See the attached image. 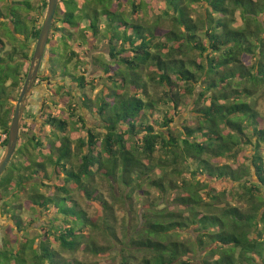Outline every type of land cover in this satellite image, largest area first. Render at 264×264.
Segmentation results:
<instances>
[{
	"label": "trees",
	"instance_id": "1",
	"mask_svg": "<svg viewBox=\"0 0 264 264\" xmlns=\"http://www.w3.org/2000/svg\"><path fill=\"white\" fill-rule=\"evenodd\" d=\"M125 1L131 10L124 17ZM60 2L66 7L61 14L57 12ZM47 5L48 0H41L40 9L45 12ZM5 9V13L0 9V27L10 37L12 51H5L0 39V99L3 83L12 91L21 89L19 82H24L32 55L30 43L36 42L41 29L38 19L29 15L33 9L30 0H6ZM77 9L76 0H58L53 20L54 24L61 22L62 27L53 26L49 39L57 35L69 47L70 29L85 19L88 27L82 30H91V42L100 33V18H104L112 64L108 62L104 69L99 65L101 60L96 61L113 87L95 102L102 130L86 125L84 116H77L72 103L68 104L69 115L77 118L86 133L85 138L78 133L79 162L74 170L73 136L65 134L66 119L50 110L43 115L41 108L42 127H50L48 133L36 128L35 117L23 119V136L18 140L21 138L25 148L15 150L14 155L22 156L24 162L12 165L13 172L31 170L29 173L41 176V185L47 186L63 167L65 185L58 191L65 196L44 197L36 189L30 207H53L59 214L40 229L38 243L36 237L23 234L24 242L18 249L17 245L6 244L0 252V264H86L65 259L61 252L73 255L83 249L100 255L107 251L83 234V227L96 228L97 224L87 220L65 187L73 182L86 199L92 200L90 185L96 174L107 176L118 187L133 190L145 184L157 190L158 203L147 204L132 236L121 241L120 264H264V225L260 227V223L264 224V117L257 107L259 98L264 97V0H87L83 16L76 18ZM237 11L241 24L234 26ZM165 21L169 23L166 27L162 25ZM88 36L82 39L84 44ZM191 52L196 56H189ZM74 56L71 50L65 63ZM113 65L117 68L109 73ZM49 69L52 76L70 77L81 93L93 86L81 73L73 75L66 68L59 74L56 68ZM12 73L13 80L9 81ZM115 78L120 79L119 83ZM146 79L160 87V97H149ZM131 87L142 93L132 94ZM83 96L81 107L90 111L94 103L86 93ZM186 97L195 99V123L178 129L172 126L173 117ZM159 103L170 104L172 116H165L162 129L157 130L149 118ZM13 110L14 106L5 107L0 101V134H8ZM6 144L7 137L0 145ZM249 147L251 167H231L228 162H220H237L240 152ZM30 148L34 157L26 152ZM157 151L162 154L156 158ZM188 160L196 164L192 171ZM66 164L71 165L70 169ZM251 168L256 181L247 179ZM186 172L192 179H173V175L181 177ZM200 175L213 182L229 183V192L216 191L201 181ZM23 177L18 174L15 182L13 174L4 177L0 198L13 185L15 188L7 195L17 196L25 188ZM174 191H180V196ZM257 197L262 201L257 203ZM100 202L105 209L106 203ZM243 203L246 208H242ZM4 206L8 207L4 214L15 219V228L25 231L15 207L9 202ZM80 219L84 221L81 226ZM183 232L188 233V241L180 238ZM13 242L17 243V239ZM56 244L61 252L53 247Z\"/></svg>",
	"mask_w": 264,
	"mask_h": 264
},
{
	"label": "rangeland",
	"instance_id": "2",
	"mask_svg": "<svg viewBox=\"0 0 264 264\" xmlns=\"http://www.w3.org/2000/svg\"><path fill=\"white\" fill-rule=\"evenodd\" d=\"M13 1V0H11ZM90 0H88L89 2ZM33 9L29 12V15L35 19H38V25H41L45 16V12H43L42 9H40L41 6V0H30ZM78 9L75 12L76 18L78 16H83L84 11L87 6V0H76ZM124 3V17L129 14L131 8L130 4ZM86 4V5H85ZM159 4V3H158ZM156 5V8L158 6ZM123 5V4H122ZM160 5V4H159ZM6 0H0V9L5 13L6 12ZM60 10L63 12L66 10V7L64 3L60 2L57 12H60ZM155 10V13H157V10ZM57 13V14H58ZM172 13V11H171ZM147 14V11H146ZM144 15V14H143ZM148 15V14H147ZM147 15H144V17H147ZM140 18L142 17V14L138 15ZM197 16V15H196ZM61 17V16H60ZM162 17V15H161ZM75 18V17H74ZM140 18L138 19V22L140 21ZM57 19V17H56ZM101 21L99 22V31L98 35H96L94 40L90 42V39L92 38L91 30H82L84 26L88 27L87 20H79V25L76 26L74 29H70L71 32V39L69 43V47L66 45H63L60 41L59 37L57 35L55 38L49 39V42L46 46V51L44 58L41 63V67L38 72V80L35 83L34 89L32 91L31 96L29 97V101L27 104V107L24 111L23 118H27L28 115L31 117H35L36 119V128H42L45 133H48L50 131V127H42V118H41V108L45 111L43 115H46V111L50 110L53 115H56L57 117L61 119H66L67 126L65 130V134L69 136H73V143L71 145L72 149V168L74 170H77L78 168V162L79 157L77 153L78 147H77V139L78 133L80 135L82 134L85 138L86 133L83 131L81 127V123L77 122V118H71L70 109L68 107L69 103H72V106L74 107V111L77 116H84L85 123L88 126H97L99 129L103 126V121L100 119V116L95 112L96 109V99L101 93H108L110 92V88L113 87V84L111 81H108L106 78V75L103 74V70L101 68H106L107 63H111V57H109V42L108 38H106V33L104 32V18L101 16ZM146 19V18H145ZM168 22H163V26H168ZM240 23V17L238 11L236 12V20L234 23V26H237ZM55 27H62L61 22H57L54 24V20L52 23L51 30ZM83 32V35L81 34ZM12 35V33L10 34ZM67 35V33H66ZM89 35V36H88ZM86 36H88V41L86 44L83 43L82 39H85ZM0 39L3 41L4 49L5 51H12V44L11 39L8 36L4 35V30L0 27ZM18 43V40L16 41ZM34 41L30 43V52L32 54V51L35 47ZM120 43V42H118ZM73 50L75 52L74 58H72L68 63H65V58L69 55V52ZM2 52V56L5 57L6 52ZM193 55L196 56V54L190 53L189 56L193 57ZM99 58V59H98ZM99 65L101 68H99L97 61L98 60ZM97 60V61H96ZM246 62H249L248 58H245ZM253 61V60H252ZM112 64V63H111ZM30 65V62H29ZM28 65V68H29ZM112 66V65H111ZM27 68V71H28ZM49 68H51V71H54L53 68H56L61 74L62 69L66 70L68 68V71L71 72L73 75L81 73L86 77V80L92 81L93 86H88L84 93H86V97H90L92 103L91 110L92 114L89 110L81 107V99L84 100L85 97L83 96L84 93H81L82 90L79 89L77 84L71 80L70 77L67 76H52L49 74ZM117 66L113 65V68L110 69L109 73H112ZM26 71V72H27ZM146 71V70H145ZM24 72V71H23ZM144 72V71H143ZM9 74V72H8ZM13 73L10 77L9 81L13 80ZM150 76V75H149ZM48 78L46 81L44 79ZM115 82L119 83L120 79L115 78ZM146 81V91L152 99H156L161 96L160 87L153 81H150L148 79ZM22 81L19 82L22 86ZM4 85V93L1 94L0 101L4 102L5 107L15 106L18 94L20 92L19 88L17 87L15 90L12 91L9 85L6 83H3ZM58 85L63 86V89L58 90ZM131 93L132 94H141V90L137 91L134 87H131ZM59 91V92H58ZM141 96V95H140ZM10 97V98H9ZM10 100H7V99ZM110 102V101H109ZM194 102L195 99H191L190 97L185 98V102L183 105L180 106V108L176 111L175 116L173 117V127H177L178 129H181L185 124L187 125H193L195 123L194 118ZM85 106L87 105L84 103ZM88 106V105H87ZM257 107L260 114L264 117V97L259 98L257 101ZM89 108V107H88ZM15 109V107H14ZM172 108L170 104L167 105H161V103L156 104L154 111L151 113V117L149 118L150 123H153L155 129H162L161 120L167 116H172L171 112ZM14 112V110H13ZM13 115V113H12ZM12 118V116H11ZM22 124V122H21ZM102 130V129H100ZM2 135V134H1ZM61 135V134H60ZM59 135V136H60ZM19 136L22 135L21 126L19 131ZM141 136V135H139ZM21 138L18 140L16 151L20 149H24L23 145H21ZM56 144H59V141L57 140ZM29 148V146H27ZM264 149V146H263ZM2 150L4 148L0 145V155H2ZM30 150V151H29ZM29 155L34 157L35 152L30 148L26 151ZM44 152L47 153L48 151L44 147ZM162 153L161 151H157L155 153L156 158L160 156ZM251 150L250 147L248 149H243L240 154L238 155L237 162H231L226 159H221V163H227L231 165V167H237L238 165H244L245 168L250 166V156ZM214 161V160H213ZM24 162V158L18 154L13 155L12 159L6 166L4 172L0 176V185L1 181L6 176L14 175L13 182H15V179L18 180L17 175L21 174L24 176L21 178L22 182L24 183L25 188H21L20 192L17 194V196H8L7 194L11 193V190L15 188V186H11L10 189L7 191L6 196L3 198H0V244L4 248L6 244H10L11 246L16 247L18 249V246L22 245L24 242V235L26 234L29 237L35 238V242L38 243L40 239L38 238V234L40 233V229L47 225L50 218L56 219L58 214H56L55 209L53 207L47 208H41V206L36 207V209H32L30 207V201L31 196H33V193L36 191V189L39 190L40 193L44 195V197H53V198H59L65 196L62 192L58 191V187L65 185L63 182L65 172L63 167H60L58 169L59 172H57L56 175H54V178L52 180H49L47 182V186L41 185V176L38 178V176H33L29 172L21 169H14L12 165H19L21 166ZM189 162V169L192 171L196 164L192 163L190 160ZM215 162V161H214ZM71 166V165H70ZM70 166L66 164V169H70ZM251 167V166H250ZM189 173L186 172L182 174L181 177L177 175H173V179L177 180L179 182L182 178L192 179L189 178ZM253 169L251 168V174L247 175V179H252L253 181H256L257 179L255 176H252ZM203 182H208L210 187H213L216 191L220 190H226V192H229L230 184L229 183H219V182H213L210 178H208L206 175H200L198 177ZM226 183V184H225ZM17 187V186H16ZM66 188L70 189V198L75 202V205L85 212L87 220L90 222H95L97 224L96 228H91L90 226L83 227V234L86 235V237H89V240L92 239L97 245L103 246L107 248V251H105L103 254H94L90 251L85 250H77L73 255H71L68 252H61L60 248L58 247V244L53 246L55 249L60 250L61 256L65 259L73 258L77 261H81L86 264H120L121 257L118 253V250L121 247V241L123 242L128 236H132L134 230L136 227L140 224V214L145 209L148 203H158V195L157 190L154 188H149L147 185H142L141 188H136L131 190V188L120 186L118 187L117 184H115L110 178H108L105 175L102 174H96L93 177V181L90 185V190H92L91 193V199H86L85 195L83 194V191L78 188L73 182H68L65 186ZM235 189L236 186L234 187ZM1 191V186H0ZM175 192V191H174ZM145 193V194H143ZM176 194H179L180 191L175 192ZM202 194V193H201ZM35 195V194H34ZM170 198L174 197L171 193ZM100 199L103 200L106 203V208L104 209L101 206ZM257 203L261 202V197H257L256 199ZM11 203L15 207V214L20 218L21 224L20 226L25 230H17L14 226L15 219H12L11 214H4V211L8 209V207L4 206V203ZM63 204V201L61 202ZM70 204V202L68 203ZM242 208H246V204H242ZM16 216V217H17ZM83 219L78 220V225L81 226L83 224ZM100 223H104L105 226H101ZM59 225H63V223L58 222ZM260 227L263 228V223H260ZM107 225L111 226V229L105 228ZM191 229V228H190ZM187 229V230H190ZM25 232V233H24ZM127 235V236H126ZM180 238L183 240H187L190 238L188 233L183 232L180 234ZM193 238V237H191ZM17 239V243L14 244V240ZM53 244V241H50ZM112 243V244H111ZM2 248V249H3Z\"/></svg>",
	"mask_w": 264,
	"mask_h": 264
},
{
	"label": "water",
	"instance_id": "3",
	"mask_svg": "<svg viewBox=\"0 0 264 264\" xmlns=\"http://www.w3.org/2000/svg\"><path fill=\"white\" fill-rule=\"evenodd\" d=\"M57 5L58 0H48L46 13L41 24V29L37 37L35 47L32 51L30 65L26 73L19 96L16 100L15 109L9 124L7 144L5 146L3 155L0 157V176L4 172L6 166L10 162V159L16 150L23 114L27 107L29 97L31 96L32 91L34 89L35 83L38 79V72L45 55L46 46L51 32V27Z\"/></svg>",
	"mask_w": 264,
	"mask_h": 264
},
{
	"label": "flooded vegetation",
	"instance_id": "4",
	"mask_svg": "<svg viewBox=\"0 0 264 264\" xmlns=\"http://www.w3.org/2000/svg\"><path fill=\"white\" fill-rule=\"evenodd\" d=\"M25 76H26V75H25ZM24 79H25V77H24ZM37 80H38V79H37ZM22 85H23V84H22ZM21 88H22V87H21ZM20 90H21V89H20ZM19 93H20V92H19ZM18 96H19V94H18ZM17 98H18V97H17ZM14 107H15V106H14ZM6 137H7L6 134H2V135L0 134V144H1L2 141H4V139H5ZM3 148H4V150H5V147H3ZM4 150H2V152H4ZM14 153H15V152H14ZM2 155H3V153H2ZM2 155H0V157H1ZM13 155H14V154H13ZM13 155H12V156H13ZM11 159H12V157H11ZM11 159H10V160H11ZM0 246H1V244H0ZM2 248H3V247L1 246V250H2ZM0 252H1V251H0Z\"/></svg>",
	"mask_w": 264,
	"mask_h": 264
}]
</instances>
